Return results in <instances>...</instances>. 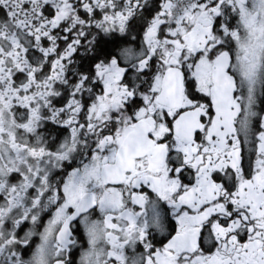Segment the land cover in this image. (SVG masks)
<instances>
[{"label": "snow or ice", "instance_id": "1", "mask_svg": "<svg viewBox=\"0 0 264 264\" xmlns=\"http://www.w3.org/2000/svg\"><path fill=\"white\" fill-rule=\"evenodd\" d=\"M0 264H264V0H0Z\"/></svg>", "mask_w": 264, "mask_h": 264}]
</instances>
